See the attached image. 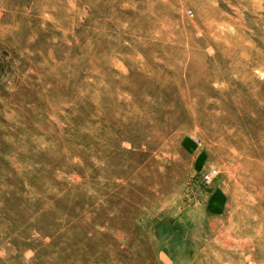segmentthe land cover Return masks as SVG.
I'll return each mask as SVG.
<instances>
[{
    "label": "rangeland",
    "instance_id": "obj_1",
    "mask_svg": "<svg viewBox=\"0 0 264 264\" xmlns=\"http://www.w3.org/2000/svg\"><path fill=\"white\" fill-rule=\"evenodd\" d=\"M0 264H264V0H0Z\"/></svg>",
    "mask_w": 264,
    "mask_h": 264
}]
</instances>
